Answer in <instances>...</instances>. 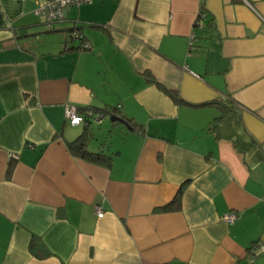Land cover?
I'll return each mask as SVG.
<instances>
[{
  "label": "crops",
  "instance_id": "crops-1",
  "mask_svg": "<svg viewBox=\"0 0 264 264\" xmlns=\"http://www.w3.org/2000/svg\"><path fill=\"white\" fill-rule=\"evenodd\" d=\"M42 2L0 0V264H264V0ZM66 106L141 127L90 162Z\"/></svg>",
  "mask_w": 264,
  "mask_h": 264
},
{
  "label": "trees",
  "instance_id": "trees-1",
  "mask_svg": "<svg viewBox=\"0 0 264 264\" xmlns=\"http://www.w3.org/2000/svg\"><path fill=\"white\" fill-rule=\"evenodd\" d=\"M72 31H76V33L78 34L75 39H78L81 42V44H82L81 48L84 50L89 49V44L86 43V45H83L84 35L76 28H73L70 30V32H72ZM70 32H69V35H70ZM71 39H73V38H71ZM167 92H169L168 94L172 98H174L176 101H178V102L181 101V99L178 98L175 93L170 92V91H167ZM221 106H222V104H221ZM76 108L82 114H84V112L86 110H90L93 114L98 113V111H93L87 107L86 108L76 107ZM221 108H223V107H221ZM117 109H115V108L114 109L113 108H103L101 113L110 115V117L112 119V121H111L112 124L113 123L114 124L115 123H120V124L122 123V125H124L125 127L129 128V129L137 130V131L140 129V127H141L140 125L133 122L129 118L126 119L124 116L119 114V111ZM223 112L225 113V111H223ZM85 119H86L85 121H87L89 124L87 123L86 127L83 129V131L79 134V136H77V138L73 142L68 143V148H69L70 152L72 154H74L75 156L82 158V159H85V160L90 161V162H96V163H100V164H108L110 159H111V155H109L105 150H103V149H97V150L96 149L95 150L89 149L88 146H89L90 139L92 137L90 125L92 123H95V122L93 121V118L85 117ZM110 132L111 131H109V133ZM112 132H113V130H112ZM184 184H182L179 187V189H178L176 195L174 196V198L172 199V201L170 203H168L166 206L160 208V211H174L180 207L182 188H183ZM255 244H253L251 246V248H250L251 251H252V248ZM29 249L34 255L38 256L39 258H41V257L44 258V257H47L48 255L51 254V252L46 248V246L44 244H42V242H40L38 240V238H36L35 236H32V238L30 240ZM251 251H250V253H252ZM251 257H252V254H251Z\"/></svg>",
  "mask_w": 264,
  "mask_h": 264
},
{
  "label": "built area",
  "instance_id": "built-area-1",
  "mask_svg": "<svg viewBox=\"0 0 264 264\" xmlns=\"http://www.w3.org/2000/svg\"><path fill=\"white\" fill-rule=\"evenodd\" d=\"M92 0H43L41 4H38L35 13L39 14L42 19L47 23L51 24L53 22L59 21L63 18L64 9L72 4H80V3H89ZM76 31L70 32V38L75 39L77 37ZM84 45H86L84 43ZM102 113L93 114L90 110H86L84 114L80 113L78 109L74 106H66L65 109V118L69 121V123L73 126H77L81 123H85L87 118H93L96 122H100V117H102ZM12 157H16L15 154H10ZM97 216L101 217L103 213L96 207ZM236 215L234 213H226L222 216V220L227 223H232ZM252 258L260 256L264 254V245L255 244L252 248Z\"/></svg>",
  "mask_w": 264,
  "mask_h": 264
},
{
  "label": "rangeland",
  "instance_id": "rangeland-1",
  "mask_svg": "<svg viewBox=\"0 0 264 264\" xmlns=\"http://www.w3.org/2000/svg\"><path fill=\"white\" fill-rule=\"evenodd\" d=\"M90 129L92 132V137L90 139L88 147L91 150L102 149V147L109 146L108 143L111 141V139H113V141H116L117 138L118 140H122L127 135L126 132H121L124 131V127L122 124L119 123L112 124L109 121L108 117H106L104 119V123H102L99 126L96 125L95 123L92 124ZM109 131L111 132L109 133Z\"/></svg>",
  "mask_w": 264,
  "mask_h": 264
}]
</instances>
